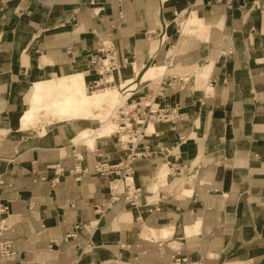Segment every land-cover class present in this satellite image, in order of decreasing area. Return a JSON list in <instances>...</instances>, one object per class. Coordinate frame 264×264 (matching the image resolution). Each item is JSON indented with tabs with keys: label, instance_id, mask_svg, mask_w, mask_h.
<instances>
[{
	"label": "crops",
	"instance_id": "obj_1",
	"mask_svg": "<svg viewBox=\"0 0 264 264\" xmlns=\"http://www.w3.org/2000/svg\"><path fill=\"white\" fill-rule=\"evenodd\" d=\"M99 40L125 68L114 78L133 79L122 93L139 87L130 102L150 96L182 114L134 149L150 152L135 164L138 204L103 216L113 178L94 165L131 151L109 135L77 142L94 120L24 122L36 83L81 71L89 91ZM161 66L164 81L141 88ZM0 173L14 187L0 201L15 252L0 264H170L177 250L201 264H264V0L231 11L217 0H0Z\"/></svg>",
	"mask_w": 264,
	"mask_h": 264
},
{
	"label": "built area",
	"instance_id": "obj_2",
	"mask_svg": "<svg viewBox=\"0 0 264 264\" xmlns=\"http://www.w3.org/2000/svg\"><path fill=\"white\" fill-rule=\"evenodd\" d=\"M211 1V0H204ZM225 5V7L231 11L235 7L237 0H217ZM101 41V49L91 56V64L98 67L97 74L100 77L99 80L94 81L92 87L89 90L99 89L104 85H111L108 79H105V75H109L111 72L116 71L121 68L116 49L113 45L107 44V42ZM105 79V80H104ZM102 82V83H101ZM172 87V86H171ZM139 100V102H127L126 107H120L119 112L122 116V120L119 123L120 130L115 134H119L118 142L122 149L128 148L126 141L123 140V135H127L129 143L132 144L131 153L127 154L123 160L118 163L111 164L103 160H99L94 165L93 174L99 175L101 177H112V185L110 186L109 199L107 202L98 204L96 206V213L99 216L112 209L115 204L120 202L122 199L132 206H136L141 198V190L135 185V164L140 157L150 155L149 147L141 153L134 151L139 143L142 141L147 132V127L150 123H168L177 122L182 120V114L179 108L173 109H155L153 106V99L149 98ZM126 120V121H124ZM135 145V147H134ZM184 168L180 165H172L170 168L169 175L173 177H180L184 174ZM62 171V170H60ZM73 172L79 174L78 170ZM59 174V173H58ZM90 174L87 170L82 173ZM79 179V178H78ZM132 179V184H127L124 189L118 190L120 184L125 183L126 180ZM41 181H46V178H41ZM58 182V179L52 181L54 186ZM14 187L12 184L6 181V174L0 173V191L12 190ZM10 213V206L0 201V256L2 259L11 260L15 256L13 250L12 240L4 236L5 228L3 227V219ZM95 223H88L87 230L89 231L91 227H94ZM80 229L81 226L76 227ZM72 237V236H71ZM170 264H201L199 262H194L189 260L187 257L183 256L179 250L171 257Z\"/></svg>",
	"mask_w": 264,
	"mask_h": 264
},
{
	"label": "bare ground",
	"instance_id": "obj_3",
	"mask_svg": "<svg viewBox=\"0 0 264 264\" xmlns=\"http://www.w3.org/2000/svg\"><path fill=\"white\" fill-rule=\"evenodd\" d=\"M194 22L195 20L191 18L187 23L188 25H192L194 24ZM166 70H168L166 66L149 67L143 71L141 77L143 78V82L151 81L157 75H161V73H164ZM174 70H175V67H174ZM140 72H141V68L136 66L135 77H138ZM112 78H114V76L110 75L107 79L109 82H113ZM132 80L133 79H124L122 81L120 80L119 82L120 84L116 85L114 89H112L111 91H106L110 89L111 87L102 89L104 91H102V93L100 94L97 92L88 94V90H86V86H85V76L83 72L81 71L74 73L71 76H67V77L57 76L52 79L44 80L40 83H36L34 94L32 97V109L31 111L29 110L30 112L24 116L25 118L24 122L33 123V121L36 118V115L44 110L45 112L52 111L55 117L59 119L70 118L71 121L73 120V122L86 120V118H83L81 116L86 111L87 106H90L91 104L99 106V104H101L102 99L104 97L110 98L111 96L115 100L121 88L126 87L129 84H132L133 83ZM162 81H164V79ZM132 86H135V85H132ZM96 91H99V90H96ZM50 97H52V100L49 99ZM112 124H113L112 121L110 122L106 121L105 124H102V126L99 129H97V131L94 132V134L92 133V131L84 130V132H82L79 135V139L87 140L95 135L96 136L112 135L114 133ZM150 128H154V126L153 125L150 126L149 124V129ZM123 140H125L124 137H123ZM128 181L131 182L132 179H128ZM128 181H127V184L130 183V182L128 183ZM127 184H125V186Z\"/></svg>",
	"mask_w": 264,
	"mask_h": 264
},
{
	"label": "rangeland",
	"instance_id": "obj_4",
	"mask_svg": "<svg viewBox=\"0 0 264 264\" xmlns=\"http://www.w3.org/2000/svg\"><path fill=\"white\" fill-rule=\"evenodd\" d=\"M194 25H195V23H194ZM187 30H189V28ZM166 67L168 69V66H166ZM124 70H125V68H119L116 71L111 72L109 75H105V79H107L110 75L111 76H117L116 75L117 73L122 72ZM167 71L168 70H166L165 72L167 73ZM165 72L161 73V75H157L154 79H152V80H159V81H154V82H151V83H144V84L141 85V88H144L145 86L149 85L150 89H152L153 87H156L157 84H161L162 77L164 75H166ZM124 79H128V78H125V77L122 76L121 81L124 80ZM119 82L120 81H117V77H116L111 85H104V86H102L99 89L89 90L88 94H92L94 92H97V93L100 94V93H102V91H104L102 89H106V88H110V87L111 88L106 90V91H111L112 89H114L116 87V85L120 84ZM129 85H131V84H129ZM123 88H125V87H123ZM123 88H121V90H120V92H119V94H118V96L116 97L115 100L111 96H110V98H108V97L105 98L104 97L102 99L101 104H99V106L98 105H94V104H91L90 106H87L86 107V111L81 116L83 118H86V120H90V119L94 120V123H95L94 128L101 127L102 124H105L106 121H108V122L112 121V123H113L112 127L114 129V133L112 135H109V136H113V138L115 137L116 140H118L119 136H120L119 134H117V136L115 134L120 130L119 123L122 120V116L120 115L119 109L122 106L126 107L127 106L126 105L127 101H129L131 98H133L135 96L136 92H138V90H139V87L137 86L135 89L130 90V91H128V92L123 94L122 93V89ZM86 90H87V88H86ZM96 90H99V91H96ZM140 95H143V94L140 93L138 96H140ZM49 99L52 100V97H50ZM145 102H148V101L144 100V103ZM153 106H154L155 109H170V107H158L157 104H156V99L153 100ZM41 115H43V116H53L54 120L61 121V122H68V123H72L73 122V120L71 121L70 118H65V119L56 118L52 111H46L45 112V110L41 111L40 113H38L36 115L35 120H37L38 116H41ZM124 121H126V120H124ZM152 125L154 126L153 123H150V126H152ZM148 129H149V125L147 127V130ZM92 133L94 134V132H92ZM121 135H123V137L125 138L126 145L128 144V151H130L133 148L132 147L133 143H129L130 141L127 138L128 137L127 135H124V134H121ZM83 140L84 139H82V140L78 139L77 142L83 141ZM127 141H129V142H127ZM92 142H90L89 144H91ZM127 181L128 180H126V182L123 183V185L121 184L120 186H118V190H123L124 187H125V184H127ZM129 182L130 181H128V183ZM131 182H133V180ZM131 182L129 184H132Z\"/></svg>",
	"mask_w": 264,
	"mask_h": 264
}]
</instances>
